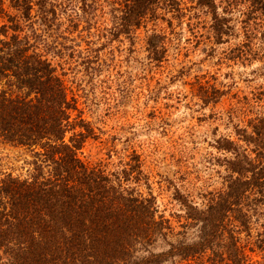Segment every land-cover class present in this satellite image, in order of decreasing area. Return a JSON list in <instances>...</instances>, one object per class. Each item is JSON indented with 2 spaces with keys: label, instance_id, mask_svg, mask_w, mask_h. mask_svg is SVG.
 <instances>
[{
  "label": "rangeland",
  "instance_id": "rangeland-1",
  "mask_svg": "<svg viewBox=\"0 0 264 264\" xmlns=\"http://www.w3.org/2000/svg\"><path fill=\"white\" fill-rule=\"evenodd\" d=\"M178 1V20L159 10L157 19L136 30L131 41L111 37L113 0H89L97 7L87 15L76 0H50L48 8L57 6L58 15L51 25H41L35 12L32 20H19L21 35L50 63L73 106L65 141L82 131L79 122L86 125L90 135L77 150L78 159L124 192L152 195L171 242L198 232L176 195L205 208L225 189L231 157L216 148L217 141L229 139L247 150L236 130L249 133V122L264 118V62L233 60L229 52L241 38L231 36L216 45L206 11L192 0ZM71 9H79L76 26L69 23ZM14 14L3 0L0 27ZM151 34L163 36L156 61L147 43ZM37 151L0 138V182L8 176L29 180L34 164L40 165ZM48 171L44 165L43 173ZM249 207L250 233L235 234L237 246L254 264H264V251L252 246L264 226V202ZM225 243L214 246L215 251L223 253ZM223 258L218 264H230Z\"/></svg>",
  "mask_w": 264,
  "mask_h": 264
},
{
  "label": "trees",
  "instance_id": "trees-1",
  "mask_svg": "<svg viewBox=\"0 0 264 264\" xmlns=\"http://www.w3.org/2000/svg\"><path fill=\"white\" fill-rule=\"evenodd\" d=\"M49 1L8 0L15 14L7 15L8 25L0 27V83L5 87L0 90V138L37 149L34 155L40 159L29 180L8 176L0 182V264H218L223 255L230 264H254L237 246L235 234L250 233L246 211L264 202V118L250 121L249 133L236 130L247 150L229 139L217 141L216 148L231 155L225 189L203 209L177 194L198 232L194 238L167 240L168 226L157 215L152 195L124 192L78 159L76 152L90 135L86 125L79 122L82 131L65 141L73 106L50 63L21 35L19 22L32 20L35 12L41 25H51L58 15L57 6L48 8ZM76 1L85 15L95 9L89 0ZM192 1L210 17L216 45L231 36L241 38L229 52L233 60L264 62V0ZM113 4V39L131 41L136 30L157 19L159 10L171 12L176 20L181 12L178 0ZM78 10L71 9L72 26L77 25ZM162 37L151 34L147 39L154 61L164 49ZM44 165L49 167L45 174ZM223 240V253L216 252L214 246ZM252 246L264 251V226Z\"/></svg>",
  "mask_w": 264,
  "mask_h": 264
}]
</instances>
